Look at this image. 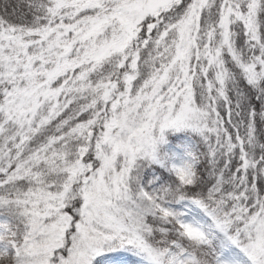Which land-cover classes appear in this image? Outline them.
<instances>
[{
    "label": "rangeland",
    "instance_id": "obj_1",
    "mask_svg": "<svg viewBox=\"0 0 264 264\" xmlns=\"http://www.w3.org/2000/svg\"><path fill=\"white\" fill-rule=\"evenodd\" d=\"M168 1L55 0L52 8L60 13L59 19L39 30L36 38L2 31L0 74L9 87L2 102L5 115L19 129L37 130L64 104L69 87L77 81L80 84L74 73L78 71L82 80L104 58L113 54L119 58V52L135 63L133 40L139 22ZM194 1L179 25L173 57L167 64L150 66L144 75L131 66L122 82L105 79L104 96L111 109L102 124L84 122L75 134L53 137L41 150L19 158L23 169L43 163L62 173L64 181L55 190L39 187L18 199L27 232L16 264H92L105 250L130 244L164 264L165 250L153 246L151 237L154 229L162 230L167 215L179 220L188 237L206 242L204 227L158 202L140 182V172L150 162L163 163L162 148L167 146L170 168L182 180H191L193 173L183 155L165 139L171 128L209 126L208 109L198 107L192 96L191 64L206 57V67L216 73L219 89L227 82L225 53L252 77L253 60L245 54L243 58L230 26L241 21L244 31L250 32L257 21L259 0L243 3L249 4L248 13L240 1L228 0L219 34L212 41L211 34L199 30V11L209 0ZM199 45L203 52H198ZM14 134L9 132L1 149ZM75 204L79 216L67 234L73 221L66 208ZM245 224L252 227L246 247L230 248L220 256L219 264H264V204ZM191 256L186 250L178 262L185 264ZM112 264L123 262L114 259Z\"/></svg>",
    "mask_w": 264,
    "mask_h": 264
},
{
    "label": "trees",
    "instance_id": "obj_2",
    "mask_svg": "<svg viewBox=\"0 0 264 264\" xmlns=\"http://www.w3.org/2000/svg\"><path fill=\"white\" fill-rule=\"evenodd\" d=\"M238 1L248 13L249 4L243 5L246 0ZM194 2L168 1L139 22L133 40L135 63L125 52H119V58L115 54L104 58L98 69L82 80L78 71L74 73L80 84L77 81L69 87L62 99L64 104L37 130L19 129L5 115L2 102L9 87L0 74V146L10 131L15 132L4 150L0 147V264H16L25 242L27 223L18 199L39 187L55 190L64 181L62 173L43 163L23 169L19 158L26 159L41 150L53 137L75 134L84 122L102 124L111 109L104 96L105 79L122 82L131 66L144 75L150 66L167 64L173 57L179 25ZM54 3L55 0H0V33L12 31L36 38L39 30L58 21L60 13L52 8ZM227 4L228 0H209L199 11L200 33L211 34L210 41L219 34ZM256 9L257 21L250 32L244 31L241 21L230 26L233 42L243 58L245 54L253 60L252 77L225 53L227 82L219 89L216 73L211 66L206 67V57L200 56L191 64L192 96L198 107L208 109L209 126L202 130L171 128L165 133L167 144L183 155L193 173L191 180H182L170 168L167 146L162 148L163 163L150 162L140 172V182L158 202L189 216L205 229L206 242L195 240L186 235L175 216L167 215L162 230L154 229L151 237L153 246L165 250L164 264H180L179 255L186 250L193 256L185 264H219L223 253L249 242L246 240L252 227L248 229L245 222L264 204V0L258 1ZM85 13L86 10L80 15ZM132 185L136 186L135 182ZM77 206L66 208L73 221L67 234L77 222ZM134 246L111 247L91 263L112 264L117 259L123 264H160Z\"/></svg>",
    "mask_w": 264,
    "mask_h": 264
}]
</instances>
